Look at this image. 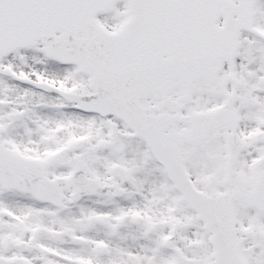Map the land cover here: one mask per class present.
<instances>
[{"label": "snow or ice", "instance_id": "1", "mask_svg": "<svg viewBox=\"0 0 264 264\" xmlns=\"http://www.w3.org/2000/svg\"><path fill=\"white\" fill-rule=\"evenodd\" d=\"M0 264H264V0H0Z\"/></svg>", "mask_w": 264, "mask_h": 264}]
</instances>
